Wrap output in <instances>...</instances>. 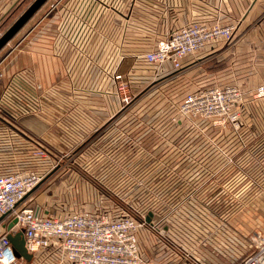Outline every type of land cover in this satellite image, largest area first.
<instances>
[{
	"label": "rangeland",
	"instance_id": "1",
	"mask_svg": "<svg viewBox=\"0 0 264 264\" xmlns=\"http://www.w3.org/2000/svg\"><path fill=\"white\" fill-rule=\"evenodd\" d=\"M21 12H13L6 19V15L0 17V36ZM221 24L234 27L233 39L219 43L209 55L203 50L195 53L198 60L183 79L166 80L159 76L161 66L147 67L149 71L154 69L156 79L137 82L144 89L139 94L131 90L132 101L118 113L121 122L115 132L98 140L101 128L63 152L42 139L45 149L28 147L27 157L34 160L51 161L56 156L47 173H39L35 166L24 168L43 175L32 190V200L43 202L54 214L87 210L108 212L114 217L133 216L146 222L140 232L146 237L141 253L152 264H181L180 234L185 220L191 221L194 231V217L202 221L204 232L213 231L220 242L231 240L232 264H239L250 254L254 249L252 238L264 232V218L259 221L264 169L258 153L254 157L247 153L246 157L241 147L249 143L243 132L258 129L238 128L232 147L225 133L209 142L202 140L208 144L202 145L196 157H188V167L202 169L201 174L185 178L181 171L179 134L185 125L224 120L226 123L216 126L226 127L232 120H264V95L258 94L264 86V10L252 12L242 23ZM22 29L0 51V65L26 38L28 29ZM209 87L233 88L238 95L231 96L226 109L215 116L183 112L189 93ZM2 110L0 107V120L18 122L14 124L27 117H13ZM26 129L30 138L37 139ZM155 251L158 259L153 257ZM35 263L67 264L59 252L49 250L38 252Z\"/></svg>",
	"mask_w": 264,
	"mask_h": 264
},
{
	"label": "crops",
	"instance_id": "2",
	"mask_svg": "<svg viewBox=\"0 0 264 264\" xmlns=\"http://www.w3.org/2000/svg\"><path fill=\"white\" fill-rule=\"evenodd\" d=\"M21 2L0 0V17ZM53 3L57 4L52 6ZM263 10L264 0H48L22 29L24 32L28 29L26 38L0 65V99L10 80L18 77L34 90L39 100V109L26 113V119L20 118L19 125L0 120V173L32 166L39 173H47L54 166L51 162L56 159L54 153L51 161L34 160L27 157L28 147L45 149L42 144L46 142L63 152L101 128L104 134L99 131L101 134L95 136L98 140L115 132L121 122L118 113L122 111L115 76L122 75L129 81L132 92L139 94L144 89L139 81L156 79L154 69H147L154 65L145 63L143 55L172 31L191 22L242 23L252 12ZM219 43L229 42L211 43L202 53H213ZM197 60L194 54L184 57L181 69L167 61L161 66L159 76L181 80ZM190 124L193 126L185 125L179 134L181 171L185 178L202 172L200 168L188 167V157H196L202 145L222 133L232 147L238 128L258 129L243 132L249 143H243L241 151L246 157H249L247 153L252 157L258 153L261 169H264V120L240 121L239 125L226 127H218L213 121ZM26 128L37 135V139L30 138ZM202 140L207 142L204 144ZM32 193L26 203L40 206L45 214L60 215L52 213L43 202L33 201ZM260 207L259 221L264 218V202ZM193 223L192 232L191 221L185 220L180 234L181 264H232L231 240L221 239L220 242L213 231L204 232L198 217H194ZM145 242L146 237L140 234L142 248ZM43 250L57 251L62 257L59 245ZM153 257L158 259L156 251Z\"/></svg>",
	"mask_w": 264,
	"mask_h": 264
},
{
	"label": "built area",
	"instance_id": "3",
	"mask_svg": "<svg viewBox=\"0 0 264 264\" xmlns=\"http://www.w3.org/2000/svg\"><path fill=\"white\" fill-rule=\"evenodd\" d=\"M233 37L234 27L230 24L191 22L160 40L143 55V61L158 67L171 61L176 69H181L184 57L217 41L230 42ZM115 78L123 110L132 101L129 99L131 85L120 74ZM19 81L18 77L10 80L0 99V107L18 118L39 109L34 90L20 89ZM258 94L264 95V86L258 89ZM236 95L237 90L233 88L209 87L189 93L182 109L194 115L215 116L224 111L226 101ZM224 123V120H215V125ZM228 123L239 125L240 121ZM42 179L43 175L31 169L0 173V264H36L33 260L37 253L54 245L61 247L62 259L69 264H152L141 253L140 231L146 222L133 216L114 217L108 212L87 210L63 216L45 214L40 206L26 203L27 196ZM19 231L23 232L28 252L33 254L32 260L15 252L8 235ZM252 240L254 249L239 264H264V232H257Z\"/></svg>",
	"mask_w": 264,
	"mask_h": 264
},
{
	"label": "water",
	"instance_id": "4",
	"mask_svg": "<svg viewBox=\"0 0 264 264\" xmlns=\"http://www.w3.org/2000/svg\"><path fill=\"white\" fill-rule=\"evenodd\" d=\"M47 1L48 0H34L27 7V9L15 20V22L0 36V51L32 19V17ZM147 220H150V217H148ZM15 221L16 219L10 223L9 228L12 227ZM8 236L13 243L16 254L22 255L27 260H32L33 254L29 253L27 250L23 232L19 231L15 234L9 233Z\"/></svg>",
	"mask_w": 264,
	"mask_h": 264
},
{
	"label": "trees",
	"instance_id": "5",
	"mask_svg": "<svg viewBox=\"0 0 264 264\" xmlns=\"http://www.w3.org/2000/svg\"><path fill=\"white\" fill-rule=\"evenodd\" d=\"M34 0H22V2H21V4L20 5H18L17 7H15L14 9H12L6 16H5V18L4 19H6L7 17H9L10 16V14H12L13 12H19V11H22L21 13H23L26 9H27V7L33 2ZM19 17V16H18ZM20 82V86H19V88L20 89H26V90H31L32 88H30L27 84H25V83H23V82H21V81H19ZM2 111H4V110H2ZM6 112V111H5ZM6 114H8L7 112H6Z\"/></svg>",
	"mask_w": 264,
	"mask_h": 264
}]
</instances>
